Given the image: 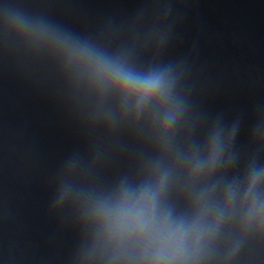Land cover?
<instances>
[{
  "label": "clouds",
  "instance_id": "clouds-1",
  "mask_svg": "<svg viewBox=\"0 0 264 264\" xmlns=\"http://www.w3.org/2000/svg\"><path fill=\"white\" fill-rule=\"evenodd\" d=\"M109 71L125 84L138 85L145 95H150L159 89L161 81L159 78L138 80L132 74L123 71L118 66H109ZM163 184L158 188H145L140 193L125 191L121 205L116 210L117 219L133 228L150 230L157 226L160 230L167 227V217L157 215V204ZM180 250L176 249L171 253L158 252L156 258L173 260L178 258Z\"/></svg>",
  "mask_w": 264,
  "mask_h": 264
}]
</instances>
